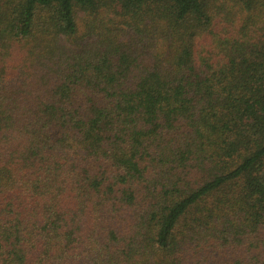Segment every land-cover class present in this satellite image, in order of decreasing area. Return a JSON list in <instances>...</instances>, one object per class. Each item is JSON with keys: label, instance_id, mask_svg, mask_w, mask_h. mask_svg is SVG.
I'll return each mask as SVG.
<instances>
[{"label": "trees", "instance_id": "16d2710c", "mask_svg": "<svg viewBox=\"0 0 264 264\" xmlns=\"http://www.w3.org/2000/svg\"><path fill=\"white\" fill-rule=\"evenodd\" d=\"M0 264H264V0H0Z\"/></svg>", "mask_w": 264, "mask_h": 264}]
</instances>
